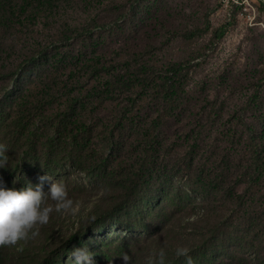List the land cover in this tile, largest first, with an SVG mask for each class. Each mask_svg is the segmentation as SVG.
<instances>
[{"label": "rangeland", "instance_id": "obj_1", "mask_svg": "<svg viewBox=\"0 0 264 264\" xmlns=\"http://www.w3.org/2000/svg\"><path fill=\"white\" fill-rule=\"evenodd\" d=\"M69 1L54 18L40 17L30 25L27 38L46 47L48 56L29 65L21 79L0 81V144L8 156L0 184L8 181L19 191L30 183L47 193L51 183L63 182L76 212L50 213L57 224L51 247L40 225L41 234L19 241L13 250L38 258L34 264H42L52 248L64 251L65 260L74 249L86 248L94 263L95 254L106 252L111 264H124V253L131 254L130 264L149 257L153 252L141 254L134 244L146 239L141 232L166 198L139 200L122 227L109 226L69 244L89 228L103 192L102 184L78 169L70 138L77 132L72 123L82 120L91 129L88 145L109 157L110 165L120 160L134 165L165 105L155 135L167 161L185 168L193 156L225 172L229 183L251 168L262 174L249 210L237 223L238 248L204 252L196 239L187 247L194 264L205 259L264 264V0ZM21 48L6 61L8 70L23 59ZM175 63L181 64L179 92L162 104L158 84L167 81ZM116 79L124 87L114 84L108 91V82ZM44 175L49 180L42 182ZM177 179L174 185L181 188L184 179ZM193 201L188 198L185 205L192 209ZM54 203L48 199L45 206L54 209ZM251 223L255 226L246 231ZM174 260L185 264L184 257Z\"/></svg>", "mask_w": 264, "mask_h": 264}, {"label": "trees", "instance_id": "obj_2", "mask_svg": "<svg viewBox=\"0 0 264 264\" xmlns=\"http://www.w3.org/2000/svg\"><path fill=\"white\" fill-rule=\"evenodd\" d=\"M69 2V0H0V81L5 82L10 78L21 79L29 65L48 56L46 47L41 46L42 44L36 40L27 38L30 25L40 17L49 21L55 17L58 8ZM58 35L55 34V37ZM20 43L22 47L20 54L23 55V59L17 66L12 67L13 70H8L6 61L16 55ZM180 69V63L173 64L168 72L170 75L167 81L159 82L158 90L161 93L162 104L171 101L173 96L178 94L179 82L176 77ZM108 83V91L112 90L114 84H117L118 88L124 87L119 79ZM133 87L136 86H130L129 89ZM161 113L151 123L146 136L145 150L131 166H124L121 160L110 165L109 157L100 155L96 149L88 145L91 132L88 124L82 120L72 123L75 129L77 127V132L71 135L70 140L78 153L76 156L78 169L91 180L102 184L103 192L95 201L89 216V218L95 216V221L88 218L89 228L87 230L82 228L73 235L69 244L75 245L87 234H98L109 226L122 227L125 218L131 216L139 200L149 198L162 203L166 198L169 200L167 203H173L172 207L166 202L162 203L157 215L141 232L147 235L146 239L136 240L134 244V249L141 254L155 252L163 247L166 252L165 264H173L176 248L191 247L196 239L202 242L204 252L219 253L225 249L233 251L238 248L237 223L240 216L251 206L256 184L262 176L260 169L251 168L243 175H238L234 183H229L225 172L197 162L193 156H189L185 168L176 162L167 161L158 150L160 141L155 135L156 129L161 125L162 115L167 113L165 105ZM64 126L66 130L67 124ZM180 176L184 183L181 188H176L174 182ZM242 184H247V187L243 193H238L237 188ZM3 187L10 189V183L5 181ZM69 196L73 194L70 193ZM188 198L194 199L195 206L192 209L185 205ZM254 226L253 223L249 224L246 231H251ZM45 228L46 245L51 247L57 224L50 218L47 224L42 225L43 232ZM135 230L137 231V228ZM41 233L42 231L39 232ZM13 248L0 247V264H34L33 262L38 259L27 252H15ZM45 253V257L41 259L42 264H71L69 259L63 258L64 251L58 248H52ZM143 256L145 258L135 261L146 264L148 257ZM94 258V264H111L110 252L95 254ZM200 264L230 263L223 261L214 263L205 259Z\"/></svg>", "mask_w": 264, "mask_h": 264}, {"label": "clouds", "instance_id": "obj_3", "mask_svg": "<svg viewBox=\"0 0 264 264\" xmlns=\"http://www.w3.org/2000/svg\"><path fill=\"white\" fill-rule=\"evenodd\" d=\"M7 149L0 144V168L8 162ZM43 182L49 180L44 175L39 177ZM51 199L54 201V209L45 206V202ZM74 214L76 208L74 201L69 197L67 188L63 182L51 183L49 191L43 193L40 185L35 190L29 183L19 191L7 189L0 184V247L15 246L19 241L34 239L39 235V226L49 222L50 213ZM96 217L89 218L95 221ZM92 253L86 248H77L70 253L71 264H94ZM177 257H184L185 264H194L193 258L189 255L187 247H177L175 250ZM71 257H75L72 261ZM124 264H130V257L123 254ZM166 252L163 247L153 252L147 259V264H165Z\"/></svg>", "mask_w": 264, "mask_h": 264}]
</instances>
